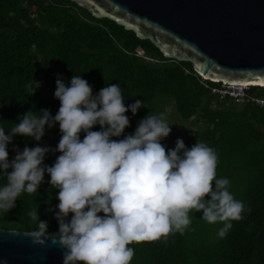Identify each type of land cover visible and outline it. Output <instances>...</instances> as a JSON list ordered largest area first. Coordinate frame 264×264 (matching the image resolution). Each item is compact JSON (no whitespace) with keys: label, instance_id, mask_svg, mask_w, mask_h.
I'll return each instance as SVG.
<instances>
[{"label":"trees","instance_id":"16d2710c","mask_svg":"<svg viewBox=\"0 0 264 264\" xmlns=\"http://www.w3.org/2000/svg\"><path fill=\"white\" fill-rule=\"evenodd\" d=\"M75 74L94 94L120 84L126 105L145 102L136 115L126 113L130 126L124 136L150 112H163L172 128L161 141L166 149L174 148L178 138L189 148L198 141L213 148L217 178H227L230 192L245 205L243 219L232 221L222 238V223L209 224L202 211H192L184 234L130 244L131 264H264V88L248 86L233 96L225 85L203 79L191 63L164 57L149 39L70 0H0V127L9 131L30 109H49L55 116L60 107L56 80L67 84ZM80 135L83 139L85 133ZM60 137L58 123L46 126L41 141L16 135L8 145L9 159L16 155L14 146L55 149ZM58 155L49 151L44 163L54 164ZM49 180L46 173L36 193L22 194L13 209L0 212V228L38 230V221L28 215L35 209L48 232L59 230V190ZM5 183L0 178V186Z\"/></svg>","mask_w":264,"mask_h":264},{"label":"clouds","instance_id":"9594fccd","mask_svg":"<svg viewBox=\"0 0 264 264\" xmlns=\"http://www.w3.org/2000/svg\"><path fill=\"white\" fill-rule=\"evenodd\" d=\"M54 96L60 101L55 116L49 109H30L9 131L0 127V178L6 179L0 186V212L13 209L22 194L36 193L47 173L50 187L59 190V230L49 233L47 221L34 209L28 215L38 221V230L30 235L34 244L51 239L64 249L63 264H131L130 244L184 234L192 211H202L209 224L222 223L221 238L232 221L243 219L244 203L230 192L227 178H217L213 148L200 141L189 148L182 138L171 149L161 143L172 131L165 113L150 112L124 136L130 126L126 113L136 115L147 105L139 99L126 105L120 84L94 94L75 74L67 84L56 80ZM57 123L61 137L55 149L14 146L16 155L9 159L8 145L16 135L41 141L46 126ZM96 125L99 131L92 130ZM49 151L60 153L50 166L44 163Z\"/></svg>","mask_w":264,"mask_h":264},{"label":"water","instance_id":"95a60500","mask_svg":"<svg viewBox=\"0 0 264 264\" xmlns=\"http://www.w3.org/2000/svg\"><path fill=\"white\" fill-rule=\"evenodd\" d=\"M70 1L191 63L205 80L264 88V0ZM30 233L0 228V262L63 264L64 249L51 239L34 244Z\"/></svg>","mask_w":264,"mask_h":264},{"label":"built area","instance_id":"2783aa9c","mask_svg":"<svg viewBox=\"0 0 264 264\" xmlns=\"http://www.w3.org/2000/svg\"><path fill=\"white\" fill-rule=\"evenodd\" d=\"M50 1H52V0H50ZM54 1H58V0H54ZM225 87H227L228 90L230 91V93L236 97L241 95L243 90H244L243 88H245L243 86H236V85H225ZM234 87H237L238 89L237 88L234 89ZM238 91H241V92H238Z\"/></svg>","mask_w":264,"mask_h":264},{"label":"rangeland","instance_id":"374dc122","mask_svg":"<svg viewBox=\"0 0 264 264\" xmlns=\"http://www.w3.org/2000/svg\"><path fill=\"white\" fill-rule=\"evenodd\" d=\"M137 52H138V55H143V51H141V50H137ZM235 88H237V87H234V89ZM238 89V88H237ZM243 89H245V88H243ZM238 92H241V91H238Z\"/></svg>","mask_w":264,"mask_h":264}]
</instances>
